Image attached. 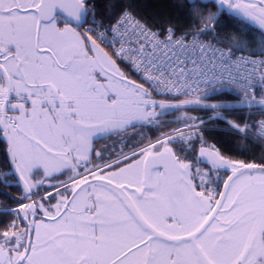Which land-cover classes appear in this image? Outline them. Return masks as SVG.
<instances>
[{"label":"snow or ice","instance_id":"1","mask_svg":"<svg viewBox=\"0 0 264 264\" xmlns=\"http://www.w3.org/2000/svg\"><path fill=\"white\" fill-rule=\"evenodd\" d=\"M0 264H264V0H0Z\"/></svg>","mask_w":264,"mask_h":264},{"label":"trees","instance_id":"2","mask_svg":"<svg viewBox=\"0 0 264 264\" xmlns=\"http://www.w3.org/2000/svg\"><path fill=\"white\" fill-rule=\"evenodd\" d=\"M213 135H216V134L214 133ZM217 138H219V137H217ZM257 152H259V150H257Z\"/></svg>","mask_w":264,"mask_h":264},{"label":"flooded vegetation","instance_id":"3","mask_svg":"<svg viewBox=\"0 0 264 264\" xmlns=\"http://www.w3.org/2000/svg\"><path fill=\"white\" fill-rule=\"evenodd\" d=\"M171 118V117H170Z\"/></svg>","mask_w":264,"mask_h":264}]
</instances>
